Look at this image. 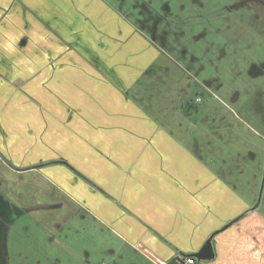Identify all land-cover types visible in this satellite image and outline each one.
<instances>
[{"label": "rangeland", "instance_id": "1", "mask_svg": "<svg viewBox=\"0 0 264 264\" xmlns=\"http://www.w3.org/2000/svg\"><path fill=\"white\" fill-rule=\"evenodd\" d=\"M107 83L223 174L261 186L264 0H0V213L22 216L0 229L9 264H105L99 231L38 196L56 190L34 169L69 160L70 96Z\"/></svg>", "mask_w": 264, "mask_h": 264}, {"label": "crops", "instance_id": "2", "mask_svg": "<svg viewBox=\"0 0 264 264\" xmlns=\"http://www.w3.org/2000/svg\"><path fill=\"white\" fill-rule=\"evenodd\" d=\"M123 92L107 83L94 99L70 96L77 135L64 152L67 163L34 169L56 190L38 196L100 232L97 254L105 264H180L209 240L213 252L197 264H264V178L260 186L223 174ZM11 209L0 213V229L22 217L21 207L16 217ZM4 239L0 230V249ZM9 259L10 252L0 255V263Z\"/></svg>", "mask_w": 264, "mask_h": 264}, {"label": "water", "instance_id": "3", "mask_svg": "<svg viewBox=\"0 0 264 264\" xmlns=\"http://www.w3.org/2000/svg\"><path fill=\"white\" fill-rule=\"evenodd\" d=\"M64 163H67V162L64 161ZM45 164L46 163L41 164L39 166H42ZM211 252H213V251H212V247H211V241L209 240V241H207V243L204 245V247L201 250H199L198 252H195V253H191L189 256H194V257H196V259L202 260L204 258L210 257Z\"/></svg>", "mask_w": 264, "mask_h": 264}, {"label": "built area", "instance_id": "4", "mask_svg": "<svg viewBox=\"0 0 264 264\" xmlns=\"http://www.w3.org/2000/svg\"><path fill=\"white\" fill-rule=\"evenodd\" d=\"M180 264H197V259L194 256H181Z\"/></svg>", "mask_w": 264, "mask_h": 264}, {"label": "trees", "instance_id": "5", "mask_svg": "<svg viewBox=\"0 0 264 264\" xmlns=\"http://www.w3.org/2000/svg\"><path fill=\"white\" fill-rule=\"evenodd\" d=\"M169 264H179V263L175 260H172Z\"/></svg>", "mask_w": 264, "mask_h": 264}, {"label": "flooded vegetation", "instance_id": "6", "mask_svg": "<svg viewBox=\"0 0 264 264\" xmlns=\"http://www.w3.org/2000/svg\"><path fill=\"white\" fill-rule=\"evenodd\" d=\"M264 110V109H263ZM236 116H239L238 114L234 113ZM262 138L264 139V134L261 135ZM263 178H264V174H263Z\"/></svg>", "mask_w": 264, "mask_h": 264}]
</instances>
